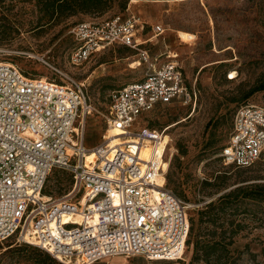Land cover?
<instances>
[{"label":"built area","instance_id":"1","mask_svg":"<svg viewBox=\"0 0 264 264\" xmlns=\"http://www.w3.org/2000/svg\"><path fill=\"white\" fill-rule=\"evenodd\" d=\"M139 24L135 14L118 15L80 22L71 30L75 66L114 44L137 48L140 62L147 65L142 79L110 93L107 121L122 132L121 144L104 137L102 143L86 145L94 106L84 82L48 59L42 61L62 76L61 82L27 76L15 63L0 61V242L14 237L65 264L114 256L183 259L189 212L167 185L166 130L142 124V119L159 104L191 103L196 91L186 86L178 62L157 65L141 48ZM154 30L164 32L160 25ZM147 144L152 149L144 156ZM92 150L96 157L87 164ZM263 153L264 107L243 104L220 157L225 164L249 168ZM55 168L73 172L72 189L62 198L44 194Z\"/></svg>","mask_w":264,"mask_h":264},{"label":"rangeland","instance_id":"2","mask_svg":"<svg viewBox=\"0 0 264 264\" xmlns=\"http://www.w3.org/2000/svg\"><path fill=\"white\" fill-rule=\"evenodd\" d=\"M44 1L0 0V61L61 82L44 58L84 82L94 106L86 145L93 147L109 137L110 93L142 79L147 65L140 63L137 48L114 44L75 66L71 30L80 22L135 14L140 19L137 39L150 38L141 48L158 56L157 65L178 62L186 86L196 91L191 103L160 104L142 119V124L166 130L167 185L189 206V217L209 202L215 204L212 220L197 226L199 246L195 239L187 242L183 259L175 262L264 264V200L256 198L264 197V154L250 168L225 164L220 157L236 110L246 103L264 107V90L248 95L264 83V0H105L99 12L58 22L49 21ZM158 25L163 33L154 30ZM179 31L192 33L194 40L182 41ZM73 183L70 169L55 168L44 190L62 198ZM46 253L14 237L0 242V264H65Z\"/></svg>","mask_w":264,"mask_h":264},{"label":"trees","instance_id":"3","mask_svg":"<svg viewBox=\"0 0 264 264\" xmlns=\"http://www.w3.org/2000/svg\"><path fill=\"white\" fill-rule=\"evenodd\" d=\"M104 4H105V0H45L43 2V8L47 16H49V21L54 20L58 22V21H61L63 18H67L73 15H76L78 13L99 12L101 11ZM21 70L27 76L35 77V76H32L29 72L23 70L22 68ZM259 90H264V83L253 88L248 93V95L256 91H259ZM260 187H261V190L264 192V185H260ZM44 194H46L45 190H44ZM256 198H261L262 200H264V197L256 196ZM214 205H215L214 201H211L205 206L200 207V209L195 211L194 214L189 217L190 232H189V237H188L189 239L187 242H190L191 240L195 239L196 245H197L196 248L199 246V243L201 242L199 238L201 237L200 236L201 232H197L198 230L197 226L202 222H210L212 220V213L215 208ZM196 213L198 216H196ZM46 256L47 258L54 261V259L51 257L50 254L46 253ZM195 256H198L197 253Z\"/></svg>","mask_w":264,"mask_h":264},{"label":"bare ground","instance_id":"4","mask_svg":"<svg viewBox=\"0 0 264 264\" xmlns=\"http://www.w3.org/2000/svg\"><path fill=\"white\" fill-rule=\"evenodd\" d=\"M178 36L180 37V39H182V41L187 42H191L194 40V35L192 33L186 32V31H179L178 32ZM232 77H234V72ZM108 134L109 137H107L109 140H112V144H121L122 139L118 137V135L122 134L121 131L114 129V128H109L108 129ZM163 143L165 144V148L167 149L168 143L166 138L164 137V141ZM152 149V146L150 144H147L145 149L143 150V155L147 156L150 152V150ZM96 157V153L95 151H90L87 155H86V163L89 164L91 161H93ZM168 165L169 163L167 161L164 162V169L167 170L168 169ZM189 207V206H188Z\"/></svg>","mask_w":264,"mask_h":264},{"label":"crops","instance_id":"5","mask_svg":"<svg viewBox=\"0 0 264 264\" xmlns=\"http://www.w3.org/2000/svg\"><path fill=\"white\" fill-rule=\"evenodd\" d=\"M149 40L150 38L147 39L146 41H141L140 43H142V47H146ZM144 49H147V48H144ZM152 58L158 59V56H152ZM93 264H179V262L167 261V260L150 261L143 256H134V257L114 256V257H110V258L95 262Z\"/></svg>","mask_w":264,"mask_h":264}]
</instances>
